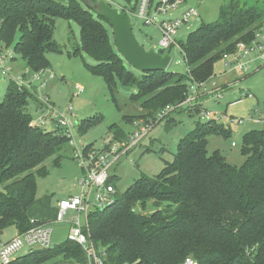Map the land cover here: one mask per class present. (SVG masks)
Masks as SVG:
<instances>
[{"label":"trees","instance_id":"obj_1","mask_svg":"<svg viewBox=\"0 0 264 264\" xmlns=\"http://www.w3.org/2000/svg\"><path fill=\"white\" fill-rule=\"evenodd\" d=\"M57 19L80 27L81 46L75 55L84 53L95 61L87 67L111 92L118 84L137 89L132 100L143 114L125 117L126 122L146 118L148 123L168 106L182 109L180 104L189 98L188 81L195 86L210 82L218 61L234 54L239 43L254 40L264 23V6L230 0L217 21L201 23L178 42L187 75L168 69L142 73L141 78L127 68L108 21L83 0H0V46L13 47L31 73L51 69L47 55L62 53L54 41ZM173 49L159 52L171 55ZM31 101L38 102L31 91L10 80L0 102V236L11 227L23 234L40 224L28 214L36 201L37 178L48 174L42 164L68 145L58 129L31 124ZM201 107L190 110L198 115ZM98 122L97 117L82 121L80 136ZM111 130L114 140H128L130 134L120 128ZM230 134L221 124L198 123L160 175L142 176L125 193L117 191L115 204L90 213V238L104 264H183L188 257L198 264H264V129L243 136L241 166L228 163L219 151L208 152L210 136ZM116 180L112 176L109 183L117 190ZM150 203L155 211L146 215ZM60 256L88 263L83 248L67 238L57 249L33 250L10 264H45Z\"/></svg>","mask_w":264,"mask_h":264},{"label":"rangeland","instance_id":"obj_2","mask_svg":"<svg viewBox=\"0 0 264 264\" xmlns=\"http://www.w3.org/2000/svg\"><path fill=\"white\" fill-rule=\"evenodd\" d=\"M112 8L122 12L126 9L133 27V34L138 43L146 50L160 51L159 46L162 39L161 32L157 25H146L138 19L134 13L136 0H106ZM182 10L196 9L198 17L193 18L184 25L178 32L175 39L185 41L187 36L195 31L201 23H213L219 19L220 9L227 5L230 0H183ZM247 6H264V0H241ZM169 13L157 15L156 23L163 20H170L178 17ZM54 41L59 45L62 53H50L47 55L54 78L49 81L46 89H42L41 95L49 97L55 110L66 113L71 107L76 121L80 125L82 121L92 118H99V122L92 126L81 139L86 144H92L97 150H103L107 143L113 140L114 130L118 127L128 136L139 128L136 124L147 123L146 118L134 119L132 123H127L125 117H139L143 111L138 102L132 100L137 94V89L133 86L118 84L117 88L111 92L104 79L93 74L87 65L96 64L93 59L84 53L75 55L77 48L81 46L80 27L74 21L57 19L55 22ZM6 49L3 52L7 54ZM15 58L6 61V68L9 75L18 77V74L26 71V64L13 50L8 49ZM172 62L169 67L171 72L187 75L188 68L179 48H174L171 53ZM127 68L137 77L141 78L142 73L126 64ZM251 74L240 76L236 72H230L225 66V62L220 60L215 65V77L213 82L224 89L222 99L212 98L204 95L209 90V86L203 88L200 94H196L197 86L187 82L190 86L189 97L193 99V104L202 106L208 111L219 113L222 120L219 122L226 129H231V134L225 136L212 135L208 138L209 154L219 151L228 163L241 166L244 158L241 155L243 136L253 130H263L264 126L254 124L249 121L264 118V69ZM28 79H30L31 72ZM229 80H233V88L228 87ZM10 83V79L4 76L0 68V102L3 101L5 91ZM226 84V85H223ZM76 86L84 89L80 96H76ZM247 95H251L247 97ZM201 103V104H200ZM35 101H31L28 108L29 113L35 114ZM228 117L234 123L227 122ZM151 120V119H150ZM244 123L239 124L238 121ZM198 123L202 121L197 114L191 112L189 106H185L168 117L161 123L154 125L150 134L135 147L129 154L121 158L110 170L112 176L117 177L116 186L119 194L125 193L142 176L154 178L160 175L164 169L174 163L175 154L179 142L191 134ZM79 128V127H78ZM54 128L48 126L47 130ZM79 131V130H78ZM233 144H236L233 147ZM60 157L58 165L55 160ZM42 166L48 169V174L37 178V195L35 203L29 208V216L32 220L46 223L53 229L52 249H57L69 238L70 221L76 217L74 212H69L64 222H56L61 201L70 200L80 194L79 179L82 171L77 161L74 160L72 150L65 145L61 152L47 159ZM155 211L152 203L144 214L149 215ZM14 227L8 228L0 236V239L7 240L16 234ZM26 249L18 253L17 257L27 254ZM45 264H77L65 260L64 257H57Z\"/></svg>","mask_w":264,"mask_h":264},{"label":"built area","instance_id":"obj_3","mask_svg":"<svg viewBox=\"0 0 264 264\" xmlns=\"http://www.w3.org/2000/svg\"><path fill=\"white\" fill-rule=\"evenodd\" d=\"M135 4L134 13L138 19L142 20L146 25H157L162 35L159 46L164 51L173 47L179 48L178 41L175 39L179 30L193 18L199 16L196 9L181 11L184 5L183 0H136ZM179 11L180 14L176 18L163 20L159 23L155 21L157 15L176 14ZM122 12L128 15L126 9H123ZM5 51H7V54H4L3 48L0 46V68L3 70L4 76L15 81L19 87L31 91L38 101L31 124L44 129L52 126L54 128L52 131L58 129L61 135L67 139L74 160L77 161L82 171V176L79 179L80 194L70 200L60 202L56 222H64L69 212H74L76 217L70 221L69 239L83 248L88 257L87 264H104L90 238V213L93 210H104L115 204L117 190L109 183L112 177L110 174L111 168L121 158L139 146L150 134L154 125L161 123L177 107L168 106L158 114L155 121L145 123L141 120L140 123L136 124L139 128L128 136L127 141L121 142L113 139L107 143L103 150L87 148L89 144L84 143L81 139L78 131L79 124L72 108L70 107L66 113H60L55 110L49 97L41 95L42 89H46L49 81L54 78V73L49 69L42 70L37 73H31L30 79H28L29 70H26L23 75L18 77L9 75L10 71L6 68V61L14 60L15 58L8 49ZM223 61L230 72H236L240 76L251 74L254 69H256L254 73L264 69V23L259 27L254 40L250 44L239 43L235 53L225 55ZM212 80L198 85L196 94L199 95L203 88L209 86L208 92L204 93V95L222 99L223 87ZM76 92V96H80L84 89L76 86ZM248 96L251 97V95ZM193 103V99L189 97L179 107L189 106L192 111H195L198 106ZM198 116L207 123L220 124L219 122L223 119L219 113H213L204 108H201ZM224 119L227 122L234 123L228 117ZM248 120L254 124L264 126V118L258 117L254 119V117H250ZM238 123L242 124L244 121L240 120ZM235 146L236 144H233V147ZM53 232L54 229L50 225L40 222V224L32 227L29 231L17 234L9 241L4 242L0 239V264H10L17 258L18 253L24 249L28 252L51 249ZM103 256H105L104 252ZM183 264H198V262L188 257Z\"/></svg>","mask_w":264,"mask_h":264},{"label":"water","instance_id":"obj_4","mask_svg":"<svg viewBox=\"0 0 264 264\" xmlns=\"http://www.w3.org/2000/svg\"><path fill=\"white\" fill-rule=\"evenodd\" d=\"M84 5L98 17L108 21L113 29V40L122 58L141 73L167 71L172 57L169 53L162 55L154 49L146 51L133 34L130 17L114 9L106 0H83Z\"/></svg>","mask_w":264,"mask_h":264},{"label":"crops","instance_id":"obj_5","mask_svg":"<svg viewBox=\"0 0 264 264\" xmlns=\"http://www.w3.org/2000/svg\"><path fill=\"white\" fill-rule=\"evenodd\" d=\"M23 71V70H22ZM20 72V73H15V74H18L19 76L20 75H23L24 74V72ZM223 85H226V84H223ZM234 85H235V83H234V81L233 80H229V82H228V87L231 89V88H233L234 87ZM36 107H37V105H35V109H36ZM60 205V204H59ZM32 221H34V220H32ZM17 234H18V232L16 233V234H14V235H12L9 239H7V240H2V241H4V242H6V241H9V240H11V239H13L15 236H17Z\"/></svg>","mask_w":264,"mask_h":264},{"label":"bare ground","instance_id":"obj_6","mask_svg":"<svg viewBox=\"0 0 264 264\" xmlns=\"http://www.w3.org/2000/svg\"><path fill=\"white\" fill-rule=\"evenodd\" d=\"M5 54V53H4ZM196 87V86H195ZM201 104V103H200ZM221 123V122H220Z\"/></svg>","mask_w":264,"mask_h":264}]
</instances>
